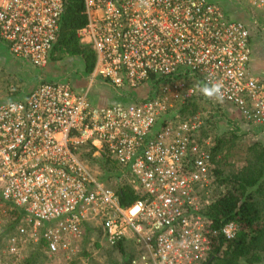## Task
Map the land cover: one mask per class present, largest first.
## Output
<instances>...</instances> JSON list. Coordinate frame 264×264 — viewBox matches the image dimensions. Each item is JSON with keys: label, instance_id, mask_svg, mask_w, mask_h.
<instances>
[{"label": "built area", "instance_id": "obj_1", "mask_svg": "<svg viewBox=\"0 0 264 264\" xmlns=\"http://www.w3.org/2000/svg\"><path fill=\"white\" fill-rule=\"evenodd\" d=\"M264 17V0H235ZM82 45L96 54L90 83L127 104L98 107L71 81L42 82L25 100L0 103V264L41 245L51 261L79 257L89 227L110 247L131 241L128 264H207L221 235L209 208L217 183L200 88L223 84V101L264 128V82L250 71L251 31L211 0H84ZM67 0H0V41L46 68ZM148 87L147 95L130 92ZM106 158L117 170L92 164ZM117 183L119 187L113 186ZM140 199L123 206L120 187ZM10 257L12 263L5 262Z\"/></svg>", "mask_w": 264, "mask_h": 264}, {"label": "trees", "instance_id": "obj_2", "mask_svg": "<svg viewBox=\"0 0 264 264\" xmlns=\"http://www.w3.org/2000/svg\"><path fill=\"white\" fill-rule=\"evenodd\" d=\"M87 22L84 0H67L51 60L80 57L85 65V72H93L96 54L91 46L82 45L78 36ZM221 145L220 140L215 141L211 149L214 163ZM245 155L246 165L239 173L224 177L221 167L215 169L222 193L207 214L218 229L229 222H236L239 225V233L233 240H226L220 235L207 264H260L264 260V147L259 144L249 146ZM92 164L103 173L116 171L118 168L115 162L106 158L93 159ZM120 188L123 206L131 205L140 199L131 187ZM125 247V243H121L112 248L123 253ZM32 249L33 252L31 251L21 264H40L49 259L42 251L41 245H33Z\"/></svg>", "mask_w": 264, "mask_h": 264}, {"label": "crops", "instance_id": "obj_3", "mask_svg": "<svg viewBox=\"0 0 264 264\" xmlns=\"http://www.w3.org/2000/svg\"><path fill=\"white\" fill-rule=\"evenodd\" d=\"M232 8L234 9H231L232 11L228 13V15L232 19L244 21L250 28L253 48L250 71L253 76L264 82V27H261L260 29L252 28L255 22H264V17L259 11L254 14L251 13L250 15L249 11L245 9H237L236 7ZM1 43L2 42L0 41V51L7 50ZM51 61L46 68L38 69L30 62L15 59L11 54L4 59L0 57V103L12 100H25L42 82H55L67 78L71 81L76 91L86 96L90 87L100 82L111 88L118 97L128 99L125 94H119L101 80H98L95 83H90L89 74L85 72V65L83 62L80 64L83 69L76 68L66 76H62L61 74V77L55 80L49 67ZM140 91L143 94V91H148V87H143ZM116 95L112 94L111 97L107 98L108 101L109 98L113 100L109 101V103L115 104L114 101L117 99ZM90 102L95 105L93 101ZM190 111L207 115V126L204 130L205 133H207V130L210 131V129L212 131L216 126L227 127L231 125L232 128L236 129V134L247 135L246 137L250 138L252 141L251 145L259 144L264 147V128L249 127L243 122L242 115L238 108L230 103L217 102L215 99H210L208 101L198 102L191 107ZM127 242L132 244L131 241Z\"/></svg>", "mask_w": 264, "mask_h": 264}, {"label": "rangeland", "instance_id": "obj_4", "mask_svg": "<svg viewBox=\"0 0 264 264\" xmlns=\"http://www.w3.org/2000/svg\"><path fill=\"white\" fill-rule=\"evenodd\" d=\"M212 2L218 3L222 5L225 12L228 14L234 9L232 7L238 6L235 3V0H211ZM264 27V22L258 21L255 22L253 25V29H260ZM7 50L0 51V57L3 59L5 57H9L11 53H9V49L3 43H1ZM8 53V54H7ZM13 57V56H12ZM11 58V56H10ZM82 63V59L80 57H66L64 60L60 61H51L49 67L52 72V76L56 79H59L62 76H66L71 73V71L75 70L76 68L83 69L80 65ZM1 66V65H0ZM51 82V81H50ZM88 82V81H87ZM86 82V83H87ZM87 87V86H86ZM136 98L139 96L143 98L147 95V91H143V94L140 90H134L130 92ZM116 95L115 92L111 90V88L107 87L104 84L96 83L87 92L88 99L93 101V103L98 107H108L113 105H122L127 104L128 99L124 97H118L114 101L115 104L109 103V101H113L108 97L111 95ZM206 135L212 138V143L214 144L215 141H221L222 145L220 150L218 151V155L216 158V167H221L223 172V176L227 177L233 175L235 173H239L243 167L246 165V155L245 151L249 146H252V141L250 138H247V135H239L236 134V129L232 128V126L222 127L216 126V128L207 130ZM220 169V168H219ZM113 186L117 187V183H112ZM222 193L220 189L215 194L218 197ZM82 249L83 251L79 255L78 258L74 260H55L51 261L50 259H45L40 264H127V260L133 254H137L138 251L133 244L126 243V247L124 252H118V250L110 247L106 241L104 240L101 231L99 229H93L89 227L85 233V237L82 242ZM33 245L25 248L26 258L29 256L31 251L33 250ZM133 248V249H131ZM133 250V251H131ZM33 252V251H32ZM39 254V253H38ZM134 255V256H135ZM5 262L12 263L14 260L10 257H6ZM21 261L18 264H21ZM246 264V263H242ZM264 264V260L262 263Z\"/></svg>", "mask_w": 264, "mask_h": 264}, {"label": "clouds", "instance_id": "obj_5", "mask_svg": "<svg viewBox=\"0 0 264 264\" xmlns=\"http://www.w3.org/2000/svg\"><path fill=\"white\" fill-rule=\"evenodd\" d=\"M223 84L220 81L204 84L200 91L205 98L215 99L217 102L223 101Z\"/></svg>", "mask_w": 264, "mask_h": 264}]
</instances>
